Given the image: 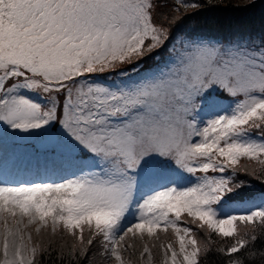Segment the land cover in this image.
Returning a JSON list of instances; mask_svg holds the SVG:
<instances>
[{
  "label": "snow or ice",
  "instance_id": "1",
  "mask_svg": "<svg viewBox=\"0 0 264 264\" xmlns=\"http://www.w3.org/2000/svg\"><path fill=\"white\" fill-rule=\"evenodd\" d=\"M159 6L0 0V132L46 137L42 158L0 157V264H93L94 247L111 264H154L157 247L159 264H206L213 251L225 264L264 258L255 250L264 196L245 198L238 180L264 178V29L173 40L184 16L157 23ZM201 7L177 0L173 11ZM169 44L161 65L156 53ZM184 174L195 182L181 186ZM185 214L202 239L182 226ZM169 230L174 241H161ZM213 235L232 243L213 248ZM129 237L142 243L135 261Z\"/></svg>",
  "mask_w": 264,
  "mask_h": 264
},
{
  "label": "trees",
  "instance_id": "2",
  "mask_svg": "<svg viewBox=\"0 0 264 264\" xmlns=\"http://www.w3.org/2000/svg\"><path fill=\"white\" fill-rule=\"evenodd\" d=\"M162 0H157L159 3ZM184 2L191 3L193 0H184ZM224 3H237L239 0H223ZM202 5L199 12H193L192 10H187V14L185 15V10L181 9L180 12H174L173 9L177 6V0H163L160 6L156 9L155 18L156 22H161V17H164L165 14L169 17V21L173 19L174 16H184V19L180 21L185 22L183 24H179L180 34H186L191 27V23L195 24V27L191 30L192 33H197L199 30H219L224 29V22L232 21L237 24L238 22L242 23L247 28H254L253 35L258 36L261 33V30L264 29V0H255V5L246 9H233L229 8H209L206 4V0H200ZM192 24V25H193ZM251 26V27H250ZM172 31H175L173 27ZM171 46H169V49ZM164 53V51H158L156 54ZM198 238L202 239V231L197 232ZM68 243H71L70 238L65 237ZM214 240H220L218 237L216 238L213 235ZM57 240H60V237H57ZM141 242L138 238H131L129 243ZM151 243V242H149ZM221 241H217V244L213 246L219 247ZM259 242H255V250L257 253L260 251H264V244L258 245ZM229 245V244H228ZM97 248H93V252ZM243 251L239 254L234 255H242ZM101 257V256H100ZM100 257H91L93 260V264H103V262L99 259ZM55 261V257H53ZM226 257L222 254L216 253L213 251L206 257V264H225ZM251 264H264V258H261L259 255L255 258V260L251 261Z\"/></svg>",
  "mask_w": 264,
  "mask_h": 264
},
{
  "label": "rangeland",
  "instance_id": "3",
  "mask_svg": "<svg viewBox=\"0 0 264 264\" xmlns=\"http://www.w3.org/2000/svg\"><path fill=\"white\" fill-rule=\"evenodd\" d=\"M161 2L158 4L163 6L161 4ZM154 18H155V15H154ZM192 24L193 23H191V27L189 28L190 32L195 27V24H193V25ZM173 33H174L173 40H175L177 37L180 36L179 30H176ZM167 57H169V52H167ZM150 61H151V59L146 60L145 62H150ZM3 127L4 126L2 124H0V128H3ZM57 128H58V126H57ZM14 135H15L14 130H11V129H6L4 132H0V157H3L5 155H11V154H15L19 159H22V160H24V159L28 160L34 156H40L41 158L43 157L46 150L45 149H42V151L34 150L33 147L36 146V144L33 143L34 139L31 140V137H29L28 134L16 135V137L19 138V141L22 140V141H20L21 143L16 142V144H14L13 139H12L14 137ZM69 173H70V171L68 172V174ZM258 174L260 175L259 172H258ZM63 176H64V174H63ZM262 180L264 183V178H262ZM55 182H60V181H55ZM194 182H195L194 178L191 177L189 179H184L183 183L180 182V185L186 187V186H190L191 183H194ZM260 197L261 196H258L255 199L258 200V199H260ZM235 206L237 207V209H239L238 204ZM184 218L190 220V218H188L186 216V214H185ZM135 222H136L135 220L131 221V223H135ZM129 226H130V224H129ZM182 226H191V225L190 224H188V225L182 224ZM191 227L193 228L194 232L200 231L196 228L195 225L191 226ZM245 230H246L245 227L241 226V231L243 232ZM257 235H258V239L256 242H259L258 245L264 244V234H262V230L259 228V226H257ZM160 237H161V241H164V242L174 241V236H173L171 230H169V232L167 234L160 233ZM197 238H198V235H197ZM198 239H200V238H198ZM129 240H131V237L128 238V243H129ZM217 241H221V244H224V245H228V244L230 245L232 243L231 238H227L225 240H217ZM156 243L158 244L159 242H156ZM132 244L136 245V248H137V252L132 255V258L135 261L138 257L139 250L142 248V243L137 241L135 243L133 242ZM93 253H94L93 257H100L99 252H98V248ZM128 255H129V253L126 252L125 256H128ZM153 255H154V264H159L160 252H159L158 247L153 249ZM100 260L103 262V264H111V261H105L102 257H100L99 261Z\"/></svg>",
  "mask_w": 264,
  "mask_h": 264
}]
</instances>
